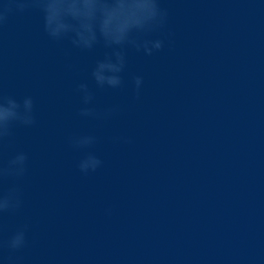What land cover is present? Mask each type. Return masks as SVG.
Instances as JSON below:
<instances>
[{"label":"water","instance_id":"95a60500","mask_svg":"<svg viewBox=\"0 0 264 264\" xmlns=\"http://www.w3.org/2000/svg\"><path fill=\"white\" fill-rule=\"evenodd\" d=\"M163 50L129 51L131 87L90 80L102 49L51 40L39 8L0 25V96L35 100L37 123L0 144L29 155L23 205L0 214V264H264V0H161ZM89 81L97 112L82 118ZM102 160L80 172L70 137ZM13 183L0 181V189ZM27 225L26 246L6 242Z\"/></svg>","mask_w":264,"mask_h":264},{"label":"clouds","instance_id":"9594fccd","mask_svg":"<svg viewBox=\"0 0 264 264\" xmlns=\"http://www.w3.org/2000/svg\"><path fill=\"white\" fill-rule=\"evenodd\" d=\"M39 8L43 16V29L56 42L67 41L82 52L103 50L90 70V80L96 88L120 90L131 87L137 98L144 86V77L134 75L129 81V51L152 56L165 47L160 33L166 28L169 12L161 0H0V25L13 11L24 12ZM77 93L82 102V118L107 119L116 109L101 113L93 107L95 93L89 81L78 84ZM37 123L35 100L31 95L17 98L0 96V144L10 139L17 126L32 127ZM73 149L83 152L78 162L81 173L96 172L103 160L91 149L98 142L92 134L70 137ZM29 155L15 152L0 164V181L13 183L0 189V214L17 212L23 205V191L19 181L27 175ZM27 225L18 228L7 240L12 251L23 249L27 243Z\"/></svg>","mask_w":264,"mask_h":264}]
</instances>
